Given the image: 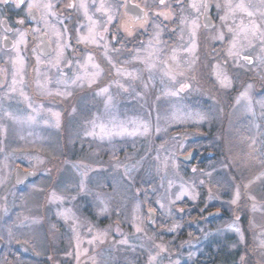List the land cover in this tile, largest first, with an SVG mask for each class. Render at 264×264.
Here are the masks:
<instances>
[{"label":"rangeland","instance_id":"rangeland-1","mask_svg":"<svg viewBox=\"0 0 264 264\" xmlns=\"http://www.w3.org/2000/svg\"><path fill=\"white\" fill-rule=\"evenodd\" d=\"M230 12L219 5L228 29ZM240 18L233 28L256 26L259 37L256 21L243 11ZM178 40L170 38L163 59L162 43L151 40L148 64H73L66 93L43 79L41 107L33 109L43 133L28 140L42 146L1 143L0 264H193L221 249L236 254L235 264H264V117L259 122L237 91L244 49L229 53L237 61L230 69L219 60L200 64L198 50L182 51ZM122 89L128 98L118 104ZM194 149L193 164L178 159ZM18 163L38 181L15 188ZM216 210L224 215L205 218Z\"/></svg>","mask_w":264,"mask_h":264},{"label":"flooded vegetation","instance_id":"flooded-vegetation-1","mask_svg":"<svg viewBox=\"0 0 264 264\" xmlns=\"http://www.w3.org/2000/svg\"><path fill=\"white\" fill-rule=\"evenodd\" d=\"M29 2L30 0H25L19 8L11 0L8 5L0 4V121H3V114L6 112L11 116L7 117V124L4 125L5 139L0 140V159L2 141H6L11 146L13 142L17 143L19 140L20 147L28 146L23 147L21 151L30 149L38 151L42 146L41 141L32 144L28 140L33 139L40 131L43 133L39 125L42 122L33 109L38 111L41 107L39 103L42 101L44 78L48 79L47 82L53 84L56 89L66 93L72 83L73 64H123L121 68H129L134 64H148L146 59L151 55L147 53L146 46L151 40L156 39L158 43H162L156 53L163 59V56L169 52L170 38L176 34L182 37V40H178L182 41V51L192 48L198 50L199 59L202 55L200 64H213L219 60L220 64H229V68L232 69V64L237 61L232 63L233 59L229 53L234 52L233 49H244L237 55L235 73L242 81L240 90L237 91H240L239 95L245 94L244 99L251 102L250 104L245 100L252 106V112L259 122L264 117V81L261 80L264 71L256 67V64H264V0H165L164 5L160 4V0H31V2L53 5L51 11L54 15L51 16H46L44 9L38 11L34 9L35 20L28 15ZM204 3L208 5L207 24L206 10L203 7L191 6ZM69 4H75L76 7L70 9ZM81 4L85 7H80ZM222 4L232 6L228 14L232 19L228 24L232 31H229L225 25V28L220 25L221 15L217 6ZM240 4L245 7L243 12L247 16L246 19L249 17L247 12L253 13L249 18L258 24L259 37L257 35L253 37L250 31L233 28L234 21L241 19V10L235 8ZM132 12L143 15V20L134 22ZM156 13H166L167 19L164 15H155ZM109 16L113 17L111 24L108 23ZM21 20L24 21L23 24L18 23ZM244 25L249 26L250 23L245 22ZM65 28L67 32H64ZM34 29L39 31L34 32ZM20 33L25 34L23 42H19ZM90 33L95 37V42H80L81 37H88ZM114 35L116 39H113ZM221 35L224 36L223 40L219 39ZM5 36H7L6 41ZM42 48L46 50L47 55H41ZM216 50L220 51L219 54ZM252 52H261L263 55L257 59L256 55L250 54ZM89 55L92 56L91 61L88 60ZM244 56L252 57L253 63L245 61ZM215 59L217 60L214 61ZM14 61L16 63H13ZM182 63L187 64L188 61L184 58ZM100 69L103 70L101 67ZM90 73L88 68L86 74ZM87 78L90 80L89 76ZM209 79L213 81L212 76ZM231 85V90L234 91L229 98L237 93L234 89L235 83ZM133 92L129 100L134 101L137 89ZM90 96L91 93L88 91L84 94V99H87L88 103ZM116 96L119 104L123 98H128V92L122 89L120 96ZM135 111V106L131 104L130 113L134 114ZM246 112L242 110V116ZM244 118L249 122L248 128L253 130L254 122L248 116ZM9 131L16 137L7 134ZM0 132L2 133L1 129ZM11 138H15V141ZM196 158L197 151L194 162ZM197 163H200L199 159ZM11 172L13 186L17 189L29 186L39 179V174L25 163L14 166ZM17 175L23 178L20 184L15 183L18 180ZM209 213L211 212L206 215ZM0 241L1 254L4 242L1 239Z\"/></svg>","mask_w":264,"mask_h":264},{"label":"snow or ice","instance_id":"snow-or-ice-1","mask_svg":"<svg viewBox=\"0 0 264 264\" xmlns=\"http://www.w3.org/2000/svg\"><path fill=\"white\" fill-rule=\"evenodd\" d=\"M11 2H13V3H15V5H16V7L17 8H19L22 4H24L25 3V0H11ZM10 3V0H0V4H4V5H8ZM164 3H165V0H160V4L161 5H164ZM193 8H198V7H203L205 10H206V12H205V23L207 24L208 23V17H207V8H208V5H207V3H204V4H202V5H196V4H192L191 5ZM76 7V5L75 4H69L68 5V8H75ZM80 7H85V5H83V4H81L80 5ZM102 7H103V5H102ZM138 7V6H137ZM217 7H219V5L217 6ZM227 7L230 9V10H232V6L229 4V5H227ZM237 8H239L241 11H245V7H244V5L243 4H240V5H237L236 6ZM53 8V5L51 4V3H47V4H41V3H39V2H31V0H30V2L28 3V15L30 16V17H32V19H36V14H35V12L33 11L34 9L35 10H40V9H44L45 10V15L46 16H51V15H54V13H52V11H51V9ZM143 12V10H141V13ZM155 15H164L165 16V18L167 19V14L166 13H156ZM247 15L249 16V17H252L253 16V13L252 12H247ZM131 16H132V20L134 21V22H140V21H142L143 20V15H140V14H136L135 12H132L131 13ZM43 18V17H42ZM221 19H225V17H221ZM112 20H113V17H111V16H109L108 17V23L109 24H111L112 23ZM18 23H20V24H23L24 23V21L23 20H21V21H18ZM37 23H39V21L37 20ZM34 32L35 31H39V29H34L33 30ZM68 30L65 28L64 29V32H67ZM106 31H109L108 29H106ZM229 31H232V29H229ZM241 31H250L251 32V35L253 36V37H255V35H256V26H253V28L252 29H241ZM24 33H20V41L19 42H23V40H24ZM129 35H131V32H129ZM117 37L114 35L113 36V39H116ZM100 39H103V37H100ZM219 39H221V40H223L224 39V36L223 35H221L220 37H219ZM7 40V36H5V41ZM80 42H95V37L90 33L89 34V36L88 37H81L80 38ZM41 44H43V38H41ZM15 47V46H14ZM41 55H47V52H46V50L44 49V48H42L41 49ZM59 56H60V53L58 52V54H57V60H58V62H59ZM243 59L245 60V61H247L248 63H253V58L252 57H250V56H244L243 57ZM88 60L89 61H91L92 60V56L91 55H89L88 56ZM13 63H16V61H14ZM20 63L22 64L23 63V60H22V58L20 59ZM93 67H98V66H96V65H93ZM188 87V85H182V89L183 88H187ZM103 91H107V89H104ZM173 94H175V93H173ZM177 199H179V197H177ZM233 203H235V200L233 201ZM138 231H139V229H137ZM238 230V229H237ZM261 246L262 247H264V243H262L261 244ZM242 259H243V257H242Z\"/></svg>","mask_w":264,"mask_h":264},{"label":"trees","instance_id":"trees-1","mask_svg":"<svg viewBox=\"0 0 264 264\" xmlns=\"http://www.w3.org/2000/svg\"><path fill=\"white\" fill-rule=\"evenodd\" d=\"M236 254L225 253L224 249L219 250L216 255L210 254V256L203 257L199 261L196 259V262L193 264H235Z\"/></svg>","mask_w":264,"mask_h":264},{"label":"water","instance_id":"water-1","mask_svg":"<svg viewBox=\"0 0 264 264\" xmlns=\"http://www.w3.org/2000/svg\"><path fill=\"white\" fill-rule=\"evenodd\" d=\"M196 156V150H192L188 155H185V156H179L178 159L181 161V162H184V163H188V164H191L194 162V158ZM21 175H17L16 178L18 177V180L15 181L16 184H20L23 182V178L21 177ZM149 219H148V223H151L154 218H155V214L153 212H149ZM220 215V212L218 211H214V212H211L209 214L206 215V219H212V218H215L217 216ZM2 248V242L0 241V250Z\"/></svg>","mask_w":264,"mask_h":264}]
</instances>
